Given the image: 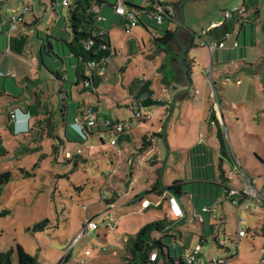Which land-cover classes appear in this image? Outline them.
Here are the masks:
<instances>
[{
	"label": "rangeland",
	"instance_id": "374dc122",
	"mask_svg": "<svg viewBox=\"0 0 264 264\" xmlns=\"http://www.w3.org/2000/svg\"><path fill=\"white\" fill-rule=\"evenodd\" d=\"M0 1L2 2V14L18 4L28 1L33 5L35 14L32 11L28 12L26 19L32 23L34 17H38L37 25H33L31 30H27L28 56H12L0 49V71L6 73L12 71L13 68L18 75L20 74L21 76L19 75L17 78V85L26 95L37 78H40L43 83H47L52 89L53 81L50 80L55 78L54 74L48 73L45 67L42 73H35L40 64L37 54L42 49L44 55L51 60L50 55L46 53L48 42L44 39L48 31H53L56 46L59 44L61 49H69L64 43L65 39H69L71 31L69 27H66L64 19L68 13V7L59 5L60 0L54 3L55 8L52 7V0ZM242 2L243 0H206L199 3L189 0L183 9L184 19L189 22L195 21L193 29L196 32L195 37L198 38L201 28L207 25L210 18L215 15L218 18H223L225 7L231 8L234 4ZM128 3L146 7L151 5L152 1L128 0ZM260 4L264 10V0H260ZM173 14L179 22L178 11H174ZM143 18L146 19V25L139 22L132 28L131 33H127L118 25H111L109 20L101 21L102 24L105 23L110 32L112 45L118 51V55L106 61V76L110 80L108 79L100 87L99 97L91 92L84 95L86 102L97 108L93 115L100 122L107 119L114 123L118 119L126 122L129 132L134 134L136 141H139L144 133L156 129L159 115H156V112L153 120L138 121L133 109L127 107L130 100L127 99L128 92L124 84L127 85L136 76L154 77L160 59L147 58L145 55L147 48L144 47L143 42L150 43L153 36L162 34L164 29L170 27V21L167 18H164L163 24H160L152 14H148V16L143 14ZM261 24L262 21L246 23V42H244L243 34L240 44L242 57L233 58V63L230 59L223 63L226 70H228V65H232L236 72L224 77L223 89L221 84L217 83L216 85L218 92L224 95L227 100L226 106L221 104L223 119H221V114L217 115L220 125L212 118L210 120L204 118V108L196 109L194 99V96L205 98L206 101L208 98L212 99L211 93L214 88L208 73L211 61V57L208 55L207 73L204 72L203 64H196L193 68L194 86L187 90L189 97L183 104L181 103L184 108L183 114L180 115L181 105L179 106V103L171 120L167 118L164 120L162 117V121L164 120V124H166L165 139H157L159 137L154 136V132H149L148 136L156 139L157 153L163 159L164 164L168 163L162 179L163 183L168 186L172 185L174 183L172 175H180L177 170H182V178L186 182L184 191L187 194L182 196L181 201L187 204L189 212L187 222L178 224L175 221L173 231L175 236L165 237V243L170 245L173 256L176 254L180 256L182 253L186 254L193 250L202 233L203 223L195 215V206L192 202V197L195 196V198L201 197L196 213L203 215L206 220L209 219L211 213L202 211L205 206L212 208L213 213H217L218 216L226 217L224 230L223 226L217 223L219 231L216 229L215 233L218 238L225 239L229 243L234 241L238 243V252L233 259L227 260L226 251L218 246L212 236L211 226L207 224L204 237L206 242H204L202 251L203 264H212L211 259L214 257L226 259V264H264V213L258 208H255L254 213H251L243 205L237 206L235 201L224 198L225 193L222 187L219 188L205 182L190 183L192 179L191 167L189 163L185 164L186 155L181 150L172 151L169 159L170 149H182L200 139L216 149L214 158L217 167L215 170L218 175L220 160L218 163L217 160L220 143L217 130L221 127L230 149L229 158L223 160L224 170L227 175L229 172L234 173L228 184L239 190L244 188L239 175L235 172L236 165H240L250 178L256 180L258 188L264 185V62H262L264 36L261 32ZM55 25L56 28L53 29ZM175 29H179L178 24ZM181 30L182 28L179 32ZM0 36L2 35L0 34ZM227 57L228 55H226ZM240 60L246 61L251 66H243V62H238ZM59 63H62V59H59ZM121 69L124 70L123 73ZM46 77H49V81L45 80ZM7 80L8 83L11 82V78ZM177 86L171 87L174 94L177 91L173 89ZM195 89H198L201 94L194 95ZM46 92L48 91L46 90ZM73 92L77 98L76 102H80L82 96L75 88ZM55 100L52 102L51 109L53 106H58ZM12 101L16 102L6 95L0 94V174L6 171L12 173L11 180L4 186L0 195V252L16 248L19 243L29 254L36 255L43 264H81L82 260H85L84 264H125L128 256L124 250L127 233L136 231L143 220L157 219V215L160 218L175 219L166 204L160 208L152 207L151 210L156 215L149 217L146 212H133L136 210V205L123 204V202L131 200L132 194L116 197L119 191L118 187L130 184L131 177L127 169L128 163H117L116 154L125 141H118L115 150L114 145H111V140L116 135L115 132L106 131L100 124L99 131L95 126L92 132L87 131L88 138L81 142L77 133L71 129L68 139L63 128L64 122L61 119H55L58 135L54 138L46 135L39 125H36L31 132L26 129L13 133L6 126L7 119L4 121L8 107L9 110H12V106H14H9V102ZM215 101L218 114L220 106L216 98ZM77 105L78 103L74 104L75 107ZM73 108L72 112H74ZM167 111L169 110L166 109ZM51 114L56 115L53 112ZM80 119L82 120V118ZM32 121V124L38 123L37 118ZM130 134L128 135L130 136ZM127 142L131 147V140ZM90 145H94V147L88 148ZM38 147L39 150L36 149ZM55 147H59L58 152ZM78 148L83 149L84 152L79 164L75 166L73 161L67 160L68 158L65 156L68 155L65 154L68 152L73 155ZM150 161L152 160L149 159L148 162L151 163ZM131 164L129 169L133 170ZM175 164L177 165L175 166ZM213 172L212 163L209 173L213 176ZM141 173L143 174H141L140 180L135 184L137 188L144 184L147 176L146 172ZM220 179L218 177V181ZM110 188L113 191L111 190L109 193L107 190ZM216 190L219 192L218 196ZM199 192L202 196L199 195ZM204 193H207L208 196L206 197ZM110 195L111 197H109ZM151 195L155 200L159 199L158 195ZM209 195H212L213 199H210ZM114 200L115 204L111 207L108 203ZM4 211L6 213H3ZM110 214L111 216H109ZM90 219L95 220L97 228L84 232L83 228L87 226ZM41 222H45V227L35 229L36 225ZM114 222H117L118 225L116 229L112 227ZM253 226H257V228ZM242 228L248 230L247 236L242 237L239 242L235 233ZM81 233L83 235L75 242V238ZM103 247H106V251L102 250ZM118 249L121 251L118 254L119 257L111 258L112 255H116ZM87 250L91 251L90 255L86 254ZM14 262L18 264L16 252L14 253Z\"/></svg>",
	"mask_w": 264,
	"mask_h": 264
},
{
	"label": "crops",
	"instance_id": "0c3cea01",
	"mask_svg": "<svg viewBox=\"0 0 264 264\" xmlns=\"http://www.w3.org/2000/svg\"><path fill=\"white\" fill-rule=\"evenodd\" d=\"M118 1L119 0H105V3L101 4L102 15L104 17L103 21L105 19L109 20L111 22V25H118L124 29L123 24L125 23V18L122 15L116 13L115 7H114V5H116L118 3ZM151 1H152L151 5H148V6H153L154 8L158 7L159 3L161 1L173 2V3L179 2V4L177 5V8H176V11H178V13L180 14V20L178 22V19H176V17L174 16L172 18V21L170 22V27H169L170 29L177 30V29H175V26L178 24V27H179L180 22L182 20V15L180 12L181 0H151ZM188 1L189 0H187L183 4V9L186 7ZM195 1H197L199 3L200 2L203 3L206 0H195ZM244 1L245 0H243V2ZM122 2H123L124 6L127 10L135 9L137 14L139 15L138 24L140 22V23L146 25V22H145L146 19L143 18V14L148 16V14H150V13H148L146 9H142V8H146L148 6H146V7L140 6L142 8H135V7L129 6L126 3V2H128V0H122ZM243 2L241 4H234V6H236V5H242L243 6ZM31 7H32L33 14H35L33 5H31ZM52 7L55 8L53 0H52ZM258 7H259V10H256V11H254V10L249 11L248 10L247 13L243 16L235 14L233 19L226 20L227 22L232 20L233 26L230 29L231 37L228 38V40L226 41V45L224 48H217V49L211 50L207 45H201V39H206L207 41L212 40L211 36H204L203 37L202 30H206V29L208 30L209 28H212L213 26L217 25L218 23H222L223 21H225L224 17L218 18L215 15V17H212L207 21V25L205 27L201 28V31L199 32L198 38L195 37L194 42H195L196 46L189 49V52H188L189 57L194 60L193 68L196 64H199V63L203 64L205 73H207L206 70H207V66H208L207 56L210 55V57H211L210 58L211 61H210V65H209L210 70L212 72V78L211 79L214 80L216 83L215 88L213 86L214 91L211 93L212 99L208 98V101H206L205 98H198L197 96H194V99L196 101V109L204 108L203 117L207 118V120H210L212 118V113L217 114L216 107H215L216 101L214 102L215 98L217 99V102L219 101L218 98H220L221 102L220 101H219L220 103L218 102V104L220 106V113L218 112L217 115L219 116L221 114V119H223L224 114H223V111L221 110V104L226 106L227 100H226V97L224 95H221L218 92V90L216 89V85H217V83L221 84V87L223 89L224 86H223L222 82L224 80V77L227 76V74H234L236 72L233 69L232 65H228V70H226V67L223 63L226 60L229 61V59L233 63L234 62L233 58L242 57V55H241L242 50L240 48L241 47L240 44H241V37L243 34H244V42H246V36H247L246 23H250V22L251 23L258 22L259 23L260 21H262L261 26H263V24H264V10L261 7L260 0H258ZM225 9H229V8L225 7L223 9V11ZM152 16H154L153 13H152ZM64 19H65L66 27H68V19L66 17ZM102 22L99 23V26L107 31V33L109 35V40H110L111 46L113 47V51L114 52L116 51V54L114 55L116 57L118 55V51L112 45L110 32L106 28L105 23L102 24ZM37 23H38V17L37 16H35L34 21L32 23H30L26 19V15H25V23L20 25L19 28L15 32H12V35L17 37L18 39L19 38H26V42L24 43V45L22 47V53L18 54L16 52L8 49V37L4 34H1L2 36H0V49L5 50L6 53H8V55L10 54L12 56L16 55V56H20V57H27L28 56V49H29L27 30H31L33 28V25H37ZM195 24H196L195 21H191V22L185 21V25L182 27V29H185V32H184L185 35L188 33V30L194 31L193 28H195ZM54 28H56V25L53 27V29ZM156 36H158V35H156ZM54 38L55 37H54L53 31H48L46 33L45 38H44L48 42V48L46 49V53H48L50 55L51 60H49L46 57V55H44V52L42 51V49H40L39 53L37 54V59L40 62V64L38 66V69L35 72L36 74L42 73V70L44 67L48 73L51 72L52 74H54L53 73L54 69L59 70L62 74V78L60 79L54 74L55 78L50 80V81H53L52 89L50 88V86L47 83L45 84L41 81L40 78H37L36 81H34V83H33L34 84L33 87L31 89H29L28 95H26V94H24L25 92L23 90H20L21 87L17 85V78L20 74L18 75L17 72L13 68L11 69L13 72V75H7V76H1L0 77V94H2V95L4 94L7 97H9L10 99L16 101L15 103H13V101L9 102V106H12V105H14V106H12V110H9V107H8V110L6 111L7 112L6 117L8 116L9 112L15 111L16 117L14 120H12V122L10 121V124H11L14 132L28 129L29 124L30 123L32 124V122H33L32 120L34 118L42 119L45 117L44 114L53 112V113H56V115L54 116V118L56 120L61 119L62 122L64 120L66 121V123H64V127H63L64 129H66L68 131H70V129H71L72 131L78 133V131H79L78 126L76 124H73V121L76 118L77 119H80V118L83 119L85 110H87V108L90 106L93 107L95 111L97 110L95 105L87 103L86 100L84 99V95H87L89 92H81V85L76 86L75 84H73L76 80V69L80 63V58L77 55H74L73 53H71L69 49L68 50H66V48L61 49L59 44H57V46H56V44L54 43ZM69 38H71V36H69ZM175 38H176V36H175ZM178 38H179V36H178ZM176 40L179 43V45L178 44L177 45L182 46L180 39L178 40L176 38ZM235 41L238 42L237 48H233L234 47L233 43ZM143 43H144V47L147 48V52L145 53L147 58H149V59H158L159 58L160 63H161L163 56L162 55H158L155 57L150 56V54L152 53L151 48H150V44L148 45V43H145V42H143ZM21 46H22V44H21ZM30 52H31V55H33L32 50H30ZM226 55H228V57H227L228 59L226 58ZM6 57H8V56H6ZM262 58H263L262 62H264V56ZM59 59H62V63H59ZM238 62H241V63L243 62L244 63L243 66H251V65H249V63H247L246 61H243V60H240ZM160 63L156 66L155 75L152 78L153 84H152L151 88H154V91H155V95H154L153 99H156L158 97H163L164 100L170 102L168 100L169 98H167L169 96L171 98V102H172V100L175 98V100H176L175 108H176L177 104L180 103L179 104V106L181 105L180 115H182L184 112V108H183L182 104L189 97L187 90H184L188 84H179L177 87H174L173 90L177 91L176 94H174V91L171 90V87L166 88L164 85L161 84V82L159 80L160 74L157 72V68L160 65ZM255 64H257V63H255ZM44 65H46V66H44ZM121 72L123 73L124 70L121 69ZM192 75H193V72H192ZM136 77H138V76H136ZM136 77H134L127 85L124 84V86H126V90L128 92L127 99L130 100V102H128V104H127V107H130V108L137 104V100L133 97V93L140 95V93L137 92V88H135V86L133 87V90H131V88H130L131 82ZM8 78H11L10 83L7 82ZM48 78L49 77H46L45 80L49 81ZM145 78H151V77H145ZM102 79L103 80H101V83L98 85V87L96 89V93H92L94 95H97L98 97L100 95L99 94L100 87L103 86L108 79L110 80V78H108V76H106V74L103 76ZM212 85H213V83H212ZM57 86L59 89L57 88ZM192 86H194L193 77H192L191 87ZM74 88L78 91L80 96H82L80 102H76L77 98H75V94L73 92ZM163 88H166V91H163ZM46 90L48 92H46ZM196 91H198V89H195L194 95L201 94V92L198 91V93H196ZM53 100H55V102L58 103V106H56V107L53 106V108L51 109V105H52ZM117 102L119 103V101H117ZM191 102L193 104V101H191ZM76 103H78L77 107L74 106V104H76ZM149 107L155 109L157 112L156 115H159V117H157V121H156L157 122L156 129L150 130L149 132H159V131L165 129L166 124H164V120H165V118L171 120L175 109L173 112H172V110L166 112L168 104L151 105ZM72 108H73L74 112H71ZM29 112H32L34 114H38V116L36 115L32 119V118H30ZM34 114L33 115L31 114V115L34 116ZM72 116H73V119H72ZM193 116H194V113H193ZM162 117H164L163 121H162ZM4 121H6V118ZM118 121H121V120L118 119ZM142 122H144V121H142ZM5 124H7V123H5ZM55 126H56V124H55ZM149 132L144 133L139 141H136L134 138V134L129 132V133H127V138L125 140H123L125 142L123 143L121 148L119 147L118 152L116 154L117 155V163H119V164L120 163H124V164L128 163L127 169H128V173L130 174L129 176L131 177V181L129 182L130 184H128L127 186L122 185V186L118 187L119 191L117 192L116 197H122L123 195L132 194L131 200L128 202L127 201L123 202V204L136 205L135 206L136 210H134L133 212H136V213L146 212V213H148V215L150 217V215H156V213L155 212L153 213V211L151 210L152 207L160 208L166 204V207L169 210V205H168L167 199L169 196H171L173 194H170L168 192L163 193L161 196H159L158 194H154V195L159 196L158 200H155L152 195L146 196V197H144V199H146V198L150 199L153 202V205H151L148 208H142L141 207V201L142 200L139 198V196L144 191L150 190L152 185L154 183H156L159 178H160V180L164 186H168V185L164 184L162 181V179L166 173L165 170H166V166H168V163L164 164L163 159L161 158L159 153H157L156 139H152V144L149 147H147L146 149L143 148V137L145 135L148 136ZM128 134H130V136ZM157 139H160V138H157ZM130 140H131V144H132L131 147L129 145V142H127L128 144L126 143V141H130ZM200 142H204V141H201L199 139L198 141H193V143H190L186 147L184 146L182 149H179V148H176L174 150L170 149L169 159L171 158L172 151L177 152V151L181 150L182 152H184L183 154L186 155L185 159H184V160H186L185 164L189 163V149L192 146H194L195 144L200 143ZM211 148L213 149V147H211ZM114 149L116 150L115 146H114ZM215 153H216V149H213L212 163H213V167H214V179H215V181L220 182V181H218V177H220L222 173L224 174V176L228 177V179L230 181L232 179L231 176H233L234 173L229 172L227 175V172L224 170V163L220 159V147L218 149L217 163L219 160L221 163L219 162V164H218V175L216 174L217 172L215 170L216 164H215V158H214ZM149 159L152 160V161H150L152 164L148 162ZM130 164L132 165L133 170L129 169ZM176 165L177 164H175V166ZM221 167H222V169H221ZM174 170H176L175 167H174ZM177 171H179L180 175H175V174L172 175V178L174 179V181L178 180V179L184 180L182 178V174H181L182 170H177ZM141 172H146L147 176H146V179L144 180V184L140 188H137V187H135V184L138 183V181L140 180V176H141V174H143ZM184 174L186 175V172H184ZM191 176H192V174H191ZM191 178H193V177H191ZM253 180H255V179H253ZM217 187L220 188V186H217ZM184 189H185V187H184ZM111 190L113 191V189H111V188L108 189L107 191L110 193ZM218 190H216L217 196L219 193ZM212 191H213V189H212ZM211 194H213V193H211ZM204 195L206 197L208 196L207 193H205ZM182 196L178 197V199L180 200L181 207L184 211V215H185L184 216L185 217L184 223H186L187 219H188L189 212L187 211L188 210L187 204L184 201H181ZM109 197H111V195ZM209 197H210V199H213L212 195H209ZM115 200L112 202L110 201V203H108V204L111 207H113V205L115 204ZM200 201H201V197H197V198H195V196L192 197V202L195 206V215L198 216L199 219L203 223L202 233L199 235V241L204 240L203 241V245H204V242H206V239L204 237H205V233L207 231V226H208L207 224H210L212 236L214 237V240H215V238L218 237L217 234L215 233V230L218 229V231H219V226L217 225V223L222 225L223 230H224V223L226 221V217L225 216H218V214L213 213L212 208L209 207L211 209L209 211H205L204 209L202 210L203 212H207V213L210 212L211 213V216H209V219H207L208 220L207 221L203 217V215L196 213L198 210ZM156 203H159V204L156 206L155 205ZM205 207H207V206H205ZM254 210H255V208H254ZM254 210H250V212L254 213ZM259 210H261L264 213V207H262ZM169 212H170V210H169ZM170 214H171V212H170ZM109 216H111V214ZM156 217H160V216L157 215ZM152 219L143 220L138 225L137 228L139 229L145 223L149 222V220L152 221ZM118 220H119V218H118ZM214 221L216 222L215 225H214ZM112 227L116 229L118 227L117 222L112 223ZM253 227L257 228V226H253ZM137 228H136V231H134L133 233H127L126 234L125 241L128 238V236L133 235L138 231ZM247 231H246V236H247ZM124 250H125V247H124ZM116 251H117V253H116ZM116 251H115L116 255H112L111 258L115 259V258L119 257L118 254H120L121 251H120V249H118ZM202 251H203V248H202ZM125 252L127 253L126 250H125ZM202 254H203V252H202ZM202 254H201V256H202ZM202 259H203V256H202ZM202 264H203V262H202Z\"/></svg>",
	"mask_w": 264,
	"mask_h": 264
},
{
	"label": "trees",
	"instance_id": "16d2710c",
	"mask_svg": "<svg viewBox=\"0 0 264 264\" xmlns=\"http://www.w3.org/2000/svg\"><path fill=\"white\" fill-rule=\"evenodd\" d=\"M56 2L57 0H53V3ZM103 3H105V0H71L69 5L67 6L68 13L66 15V18L68 19V27L71 30L69 32V36H71V38L65 39L64 43L68 46L71 53L77 55L80 58V63L76 69V80L73 84H75L76 86L81 85V92L96 93V89L101 83V80H103L102 78L106 73L102 76L97 74L89 67V63L93 59L101 60L103 57L110 55V53L113 51V47L111 46L109 40V35L106 30L99 26L100 22L96 20V14L94 12L95 9H99L100 13L102 14L101 4ZM126 3L131 7L142 8L135 4H131L128 2ZM178 4L179 2L173 3L161 1L159 3V6L156 8H154L153 6H148L142 9H146L150 14L153 13L154 17L157 13H161L163 16V20L164 18H167L171 22L172 18L174 17L173 12L176 11ZM115 6L116 5H114V7ZM243 6L246 9V13L248 10H259L258 0H245L243 2ZM127 11L134 14L138 24L139 15L135 11V9H129ZM2 18V2L0 1V21L2 20ZM124 18L125 23L123 24V26L125 29L127 18ZM233 18L234 17L229 19ZM24 23L25 22H23L22 24ZM232 26V20L229 22L225 20L220 25H215L212 28H209L206 34L203 35V37L211 36V41H207L206 39L204 40L209 44L212 42H226L228 40L227 34H231L230 29L232 28ZM184 32L185 29H182L180 32H178L180 42L186 50L182 61L180 60L182 54V46H178L179 43L175 38L176 30L170 28L164 29L162 34L153 36L150 40V43H148V45L150 44L152 52L150 56H163V59L157 68V72L160 74L159 80L161 84L166 88L177 86V84H188L189 82L192 83L194 60L189 57L188 52L190 48L196 46L194 42L196 32L193 30H188V33L186 35ZM0 34H4L8 37V49L18 54L22 53V47L26 42V38L18 39L17 37L13 36L12 33L9 34L7 27L0 31ZM90 41H92V45L89 49H87L85 45ZM115 54L116 51L114 52L113 56ZM53 73L58 78H62V74L59 70L54 69ZM86 81H88V85L85 84ZM212 83L215 88V81L212 80ZM152 84L153 79L145 78L144 76H138L131 82V90H133V87L135 86V88H137V92L140 93V95L133 93V97L137 100V104L131 107L134 113L141 107H149L151 105L168 104L169 106L167 107V109L169 111L172 110V102H168L162 99H153L155 91L154 88H151ZM218 100L220 101V98H218ZM90 112H92V114L95 112L94 108L91 106L88 107L87 110H85L84 117L88 116ZM14 113L15 112H9L8 116L6 117L8 121L7 127L13 133L15 132L10 124V121L12 122V120L15 119ZM31 114L33 115L34 113L29 112L30 118L32 119L36 115L38 116V114H34V116H32ZM44 116L45 117L42 119L37 118L38 123H30L28 131H33L36 125H39V128H42L45 131L46 135L54 138L58 135L56 131L57 125L55 126L56 120L51 112L44 114ZM95 119L97 121V124L95 126L97 127L98 131L101 128L100 124L104 126L103 128L106 129V131H113L112 126L105 125L104 121L100 122L96 116ZM212 119L217 121L220 125L216 113H212ZM75 120L73 121V124H75ZM63 122L66 123L65 120ZM95 126H88L82 132L80 130L78 131L77 135L80 137L81 142L88 138L87 131L92 132ZM70 134L71 132L65 129V135L68 139L70 138ZM153 135L159 138H163L164 129L159 132H154ZM217 135L220 143V159L223 161L224 158H229L230 149L228 148V144L221 127L218 128ZM126 138L127 134H123L119 137V141H123ZM152 139V137H148L147 135L143 137L144 149L152 144ZM88 148L92 147L89 146ZM36 149L39 150V147ZM78 149L70 157L65 156L66 158H68L67 160L73 161L75 166L79 164V160L82 156V153L84 152L83 149H81L82 152L78 153ZM55 150L56 152H58L59 147H55ZM67 154L68 152H66L65 155ZM212 154L213 149L204 142L197 143L189 149V163L191 167V174L193 177L190 180V183L194 184L205 182L207 184L209 183L212 185L220 186L224 188V198L240 203L244 197V194L243 192H240V194L237 196L229 195L230 189L235 187H231L230 184H228V177L224 176V174L222 173L220 176V182H216L214 179V172L213 176L211 175V173H209L210 164L212 165ZM11 178L12 173L10 171H6L0 174V195L3 191L4 186L11 180ZM185 185V180L178 179L175 180L172 185L164 186L159 178L158 181L152 185L151 189L144 191L139 196V198L143 201L144 197L146 196H149L151 194H158L159 196H161L165 192L173 194L177 197H181L182 195L187 194L184 191ZM188 195L191 196V194ZM199 195L202 196L200 192ZM3 213H6V211H4ZM171 215L173 218H175L174 220L168 217H157V219L149 221L141 226L135 234L128 236L125 241V250L128 254L125 264H189L187 261V253H182V255L180 256H178L177 254L173 256L171 254L170 245L165 243V237L175 236V233H173L175 228L174 222L176 221V223L178 224H183L185 222V215L182 217H176L172 213ZM45 222L38 223L35 229H43L45 227ZM15 252L18 255V264H43L36 255L29 254L19 243L16 245V248H10L7 251L0 252V264H15Z\"/></svg>",
	"mask_w": 264,
	"mask_h": 264
},
{
	"label": "built area",
	"instance_id": "2783aa9c",
	"mask_svg": "<svg viewBox=\"0 0 264 264\" xmlns=\"http://www.w3.org/2000/svg\"><path fill=\"white\" fill-rule=\"evenodd\" d=\"M71 2V0H60L59 1V5H62L64 7H67L69 5V3ZM32 11V7L31 4L26 1L24 3L18 4L16 7L12 8L10 11H7L5 13H3V18L0 21V31H2L5 27L8 28V33H12L14 31H16L19 26L25 22V15L28 12ZM115 11L116 13L126 17L127 19V23L125 25V31L127 33H131L132 28L135 27L137 25V20L134 16V14H132L131 12L127 11V9L125 8L122 0H119L118 3L115 6ZM95 14H96V20L98 22L103 21L104 17L103 15L100 13L99 9H95ZM235 14H238L240 16H243L246 14V9L244 6L242 5H236L233 6L229 9H225L224 11V19L227 20L229 18H232L235 16ZM156 19L159 23H162L163 20V16L161 13H157L156 14ZM221 23H218L217 25H220ZM207 29L206 30H202V35L206 34ZM231 34H227V38H230ZM92 45V41H90L89 43H87L85 46L87 49L90 48V46ZM201 45H207L211 50L217 49V48H224L226 45V42H212V43H207L204 39H201ZM234 47L238 46V42H234L233 43ZM114 51H112L110 53V55L103 57L101 60H97V59H93L90 61L89 63V67L96 72L99 75H104L106 73V61H108L109 59H111L113 57ZM209 76L212 78V72L211 70L208 71ZM7 75H13L12 71H8V72H2L0 71V77L1 76H7ZM85 84L88 85V81L85 82ZM163 91H166V88H163ZM196 93H198V91H196ZM167 98H169L168 100H170V97L168 96ZM157 100H164L163 97H158L156 98ZM171 102V101H170ZM156 113V110L153 108H148V107H141L139 110H137L134 115L135 117L138 119V121H150L153 119L154 114ZM14 116L16 117L15 113ZM105 125H109L112 126L113 131L115 132V138H113L111 140V145H116L117 142L119 141V137L123 134H127L129 133V128L128 125L126 124V122L124 121H117V122H112L111 120L107 119L104 120ZM75 124L78 126V129L82 132L86 127H92L95 126L97 124V121L95 119V116L92 114V112H90V114L86 117H84L82 120L81 119H76L75 120ZM91 147H93V145H90ZM82 150L78 149V153H81ZM69 157L71 156L70 153L67 154ZM236 172L238 173L240 180L242 182V184L244 185V188L239 190L237 188H231L229 195L231 196H237L240 194V192H243L244 197L242 199V201L239 203L237 201H235L237 203V206L243 205L247 210H254V208H258L261 209L262 207H264V185L261 188H258L256 186V180H253L252 178H250L242 169V167L240 165H236ZM168 201V205H169V210L170 212L175 215L176 217H182L184 216V211L181 207L180 204V200L178 199L177 196L175 195H171L168 197L167 199ZM159 203H156L155 205L157 206ZM151 205H153V202L146 198L141 202V207L142 208H148ZM205 211H209L211 210L208 207H204L203 208ZM242 221V220H240ZM97 228V224L95 222L94 219H90L87 222V226H84V232L87 230L93 231L94 229ZM83 235V233L79 234L77 236V238H75V242H77L81 236ZM239 242L240 239L244 236H246V230L245 229H239L238 232L236 233ZM203 241L204 240H200L196 246L194 247L193 250H191L190 252H187V261L189 264H202L203 259H202V248H203ZM216 243L218 244L219 247H221L222 249H224L227 253V260L228 259H233V257L235 256V254L238 252V243L236 241L229 243L228 241H226L225 239H221L216 237L215 238ZM103 251H106V247L102 248ZM87 255L91 254L90 250L86 251ZM154 256V255H153ZM85 260H82L81 264H84ZM211 263L212 264H226L227 261L226 259H222V258H218V257H214L211 259Z\"/></svg>",
	"mask_w": 264,
	"mask_h": 264
},
{
	"label": "water",
	"instance_id": "95a60500",
	"mask_svg": "<svg viewBox=\"0 0 264 264\" xmlns=\"http://www.w3.org/2000/svg\"><path fill=\"white\" fill-rule=\"evenodd\" d=\"M187 0H181L180 2V12H181V15H182V20L180 22V25H179V29L176 30V33H175V36L176 38L179 40L178 38V32L179 30L185 25V19H184V13H183V4L186 2ZM261 32L264 36V30H263V26L261 27ZM186 53V50L185 48L182 46V54H181V58L180 60L182 61V59L184 58V55ZM191 88V83L189 82L187 87L184 89V90H189ZM172 104H173V107H172V112L174 111L175 109V105H176V100L175 98L172 100ZM164 139H165V134H164Z\"/></svg>",
	"mask_w": 264,
	"mask_h": 264
}]
</instances>
